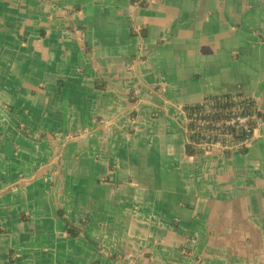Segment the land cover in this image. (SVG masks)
Segmentation results:
<instances>
[{
  "label": "crops",
  "instance_id": "0c3cea01",
  "mask_svg": "<svg viewBox=\"0 0 264 264\" xmlns=\"http://www.w3.org/2000/svg\"><path fill=\"white\" fill-rule=\"evenodd\" d=\"M139 1L0 0V264H264V0ZM240 93L247 154L186 156Z\"/></svg>",
  "mask_w": 264,
  "mask_h": 264
},
{
  "label": "trees",
  "instance_id": "16d2710c",
  "mask_svg": "<svg viewBox=\"0 0 264 264\" xmlns=\"http://www.w3.org/2000/svg\"><path fill=\"white\" fill-rule=\"evenodd\" d=\"M131 3H137L141 7L147 6L145 1L131 0ZM209 107L211 113L214 114L213 117H210V114L206 112ZM236 107L242 108L244 114L250 118L248 126H255L253 116L260 122L263 121V116L258 110L257 101L254 98L246 97L241 93L235 95L208 96L203 98L200 102L183 105L181 109L185 117L187 143L184 149L186 156L195 157L199 155L201 153L200 145L203 143L215 144V137L224 138L225 136L230 138L232 144L229 149L222 147L225 158H229L231 153L235 150H239L240 154L246 155L248 151L247 144L242 145L237 149V145L245 138L242 126L217 129L215 134H210V131L212 130L210 125L220 121L223 117H227L230 111ZM203 123L204 126L201 128ZM18 130L29 135L24 127L18 126ZM205 136L209 137L208 141H204ZM57 215L64 222L66 234L69 238H76L82 233L81 229L74 227L65 219L63 212L58 211Z\"/></svg>",
  "mask_w": 264,
  "mask_h": 264
},
{
  "label": "built area",
  "instance_id": "2783aa9c",
  "mask_svg": "<svg viewBox=\"0 0 264 264\" xmlns=\"http://www.w3.org/2000/svg\"><path fill=\"white\" fill-rule=\"evenodd\" d=\"M209 108H207L206 112H209ZM250 118L244 114L242 111V108L236 107L230 113L227 117H223L219 123L212 128V131L216 132L217 129H223V128H232L237 126H242L243 130H245L246 135L250 134L252 129L250 126H248ZM215 144H213V148H219L222 150V147L225 149L231 148L232 144L230 142V138L228 136L223 137H215ZM247 142L244 141L243 143H240L241 145H245ZM239 146V147H240ZM237 146V149H239ZM223 151V150H222Z\"/></svg>",
  "mask_w": 264,
  "mask_h": 264
},
{
  "label": "bare ground",
  "instance_id": "6f19581e",
  "mask_svg": "<svg viewBox=\"0 0 264 264\" xmlns=\"http://www.w3.org/2000/svg\"><path fill=\"white\" fill-rule=\"evenodd\" d=\"M253 98V97H252ZM259 110V109H258ZM207 113H209L210 114V117H213L214 116V114L213 113H211V110L209 109V112H207ZM253 121L255 122V126L254 127H251V129H252V131H251V133L250 134H248V135H246V133H245V130H243L244 131V133H245V138L243 139V141H240V143H243L244 141H246L247 143V145H248V143L250 142V140L252 139V137H253V135H254V132H255V130L258 128V126H259V124L261 123L258 119H256V117H254L253 116ZM219 123V121H217V122H215L214 124H212V125H210V128L212 129L214 126H216L217 124ZM204 126V123L201 125V128ZM237 127H239V126H237ZM216 132H214V131H210V134H215ZM205 139H204V141H208V139H209V137L208 136H205L204 137ZM238 147L240 146V144H238L237 145ZM242 146V145H241ZM240 146V147H241ZM200 147V149H201V151H202V149H205V150H211L212 148H213V144H206V143H203L202 145H200L199 146Z\"/></svg>",
  "mask_w": 264,
  "mask_h": 264
}]
</instances>
